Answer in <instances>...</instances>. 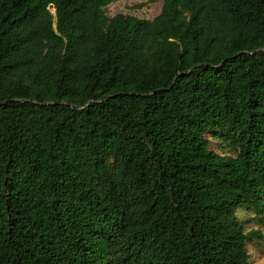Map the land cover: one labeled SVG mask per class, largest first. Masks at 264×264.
<instances>
[{"label":"trees","instance_id":"obj_1","mask_svg":"<svg viewBox=\"0 0 264 264\" xmlns=\"http://www.w3.org/2000/svg\"><path fill=\"white\" fill-rule=\"evenodd\" d=\"M117 1L0 0V264H251L264 0Z\"/></svg>","mask_w":264,"mask_h":264},{"label":"rangeland","instance_id":"obj_2","mask_svg":"<svg viewBox=\"0 0 264 264\" xmlns=\"http://www.w3.org/2000/svg\"><path fill=\"white\" fill-rule=\"evenodd\" d=\"M162 2L163 0H154L153 2L145 0H119L105 7L104 13L110 18L116 15H124L140 20H153L160 14ZM206 138L210 143L209 149L212 152L218 155H229L230 148L223 142L214 138L212 134L206 135ZM235 216L243 224L245 233L258 230L264 237V215L261 218H255L253 213L237 210ZM260 219L263 220L260 221ZM247 252L251 264H264V239L247 245Z\"/></svg>","mask_w":264,"mask_h":264}]
</instances>
